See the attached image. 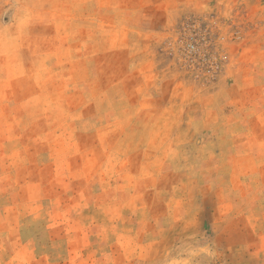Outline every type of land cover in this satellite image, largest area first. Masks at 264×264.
Wrapping results in <instances>:
<instances>
[{
	"label": "rangeland",
	"instance_id": "374dc122",
	"mask_svg": "<svg viewBox=\"0 0 264 264\" xmlns=\"http://www.w3.org/2000/svg\"><path fill=\"white\" fill-rule=\"evenodd\" d=\"M0 264H264V0H0Z\"/></svg>",
	"mask_w": 264,
	"mask_h": 264
}]
</instances>
